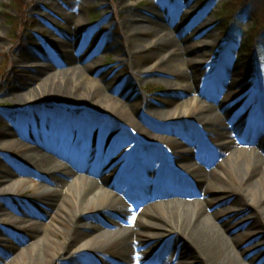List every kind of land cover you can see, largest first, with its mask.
Wrapping results in <instances>:
<instances>
[{"label": "bare ground", "instance_id": "obj_1", "mask_svg": "<svg viewBox=\"0 0 264 264\" xmlns=\"http://www.w3.org/2000/svg\"><path fill=\"white\" fill-rule=\"evenodd\" d=\"M41 1L43 0H38ZM74 17L79 18L80 15L74 13L67 15L68 20L71 21ZM44 22L49 23V20L46 19ZM80 24L81 20L78 21V26ZM124 28L127 42L125 53L132 56L142 55L140 61L136 63L138 67L142 65L141 68L144 67L146 71L152 70L155 74L162 75L169 85L189 93L205 91L201 88L205 85L202 77L192 87L186 81L188 76L184 72V67L190 66L192 62L201 63L204 58L193 55L188 42L175 35L176 32L164 23L163 16L155 7L149 8L147 13L130 16L125 21ZM63 37L66 40H63ZM205 40L207 43L214 41L213 36ZM102 46H106L103 38L93 32L78 37L73 27L65 31L45 54L48 58L56 55L57 61L53 63L46 61L43 62L44 65L41 64L42 62L24 64L23 62L32 56L31 53H23L14 58V62L18 65L42 66L30 70L33 86L18 94H12L11 98L23 102L20 105H26L27 109L21 111L28 114L20 116L13 127L0 136V143L5 147L18 149L20 153L17 158L27 169L36 171L46 181L60 185L63 193L61 196L56 195L55 198L53 195L50 196L54 191L46 181L40 183L38 187L40 194L50 196L45 199L52 200L50 209L53 208V212H64L74 225L82 214L91 208L90 206L96 204L97 206L94 207L100 219L99 224L89 221L81 224L86 226V229L78 227L68 232L65 239L67 242L61 241L63 247L57 246L54 240L58 241V239L47 233L43 232L40 237L38 235L39 241L29 245H37V256L33 261L47 263L49 257L55 260L57 254L51 250V247L63 254L67 251V247L69 249L70 244L76 243L80 249L101 248L105 252L108 248L118 247V256L107 262L103 261L102 264H165L163 260L158 259L161 252L159 249L152 255L146 253L148 250L154 251L164 242L176 246L180 251L178 261L174 264H193L195 261L185 256L182 250L185 244L196 251L202 264H264V258L262 260L252 258L250 263L244 260L233 247L235 237L238 236L231 235L233 230L229 229V226L234 224L238 225V229L253 228L259 223L258 215L264 217V136H255L256 147L242 144L239 139V135L244 137V134H249L251 129L257 135V130L260 128V125L254 128L258 125L257 122L238 120L234 124L228 123L227 121L230 120L228 116L224 117L217 108L206 105L195 97H193L194 101L200 105L194 113H188L191 109L187 106L178 110L180 106L178 101L174 100H168L163 106L148 102L146 106L152 107L151 114L156 118L168 119L172 122L188 113L192 123V131L189 132L192 134L191 137L206 140V143L203 139L197 140V143L204 142V145L202 152L199 150L195 162L188 161L189 154L180 158L178 149L181 148V144L174 142L176 146L174 148L171 145L174 151H171L170 156H174L177 162H184L181 169L176 166L175 175H178L187 187L197 186V189L193 192L194 197L190 199L180 196H170L167 199H164V196L160 197L161 201L154 202L161 211L158 215L152 212L148 214L153 203H146L148 209L144 208L145 213L132 214L126 221L115 220L116 212L114 215L110 214L115 208L118 213L125 212V204L126 201L131 200L130 196L138 199L142 193H146L139 199H153L151 186H147L148 182L142 178L145 173L140 174L131 195H128L121 186L115 187L116 192L109 188L107 179L100 176L101 174L99 178L86 176L87 174H75L74 169L84 166L81 163L76 165L78 162L76 159L81 156L97 157L104 164L117 166L118 163L114 161L119 158L111 160L110 153L119 156L124 164L128 159H132L135 163L159 155L160 152L154 149L148 154L137 151L140 145L134 149L133 141L128 149L125 138L118 129L112 128L108 116L113 115L119 119L116 123L120 126L134 130L137 141L140 142L142 140L138 137L146 135L149 136L150 141L165 142L171 136V133H166L173 129V127H170L171 130L166 129L165 134L158 133L134 117L131 111V107H136L133 97L134 88H130L127 81L124 83L127 85L125 89L116 86L112 81L119 78V69L127 64L128 60L124 57L119 56L118 62L111 67L113 73L107 72L94 77L92 71L97 60L94 58L90 62L88 58ZM64 47H68V50L62 51ZM119 51H124L123 47H120ZM249 64L256 67L257 59L251 58ZM20 70L24 69L20 68ZM252 76L253 74L250 75ZM216 84L210 85L209 89L217 91L230 88L229 84H220V86ZM49 106L54 109H46ZM63 106L70 108V112L61 108ZM87 113H92L94 116ZM250 113L243 111L242 115L248 119ZM99 117L108 120L103 121ZM25 126H28L29 130ZM16 134H21L26 140L18 141ZM211 139L217 140L213 142H216L215 148L220 154L219 161L212 166L210 163L207 164L211 155L215 153L213 144L207 142ZM257 147H260V150ZM62 148L65 149L62 151ZM63 152L70 156L71 165L64 166L55 159V153L63 154ZM243 153L246 156L241 158L240 154ZM23 168L19 164L4 167V175L0 177V193H14L19 187L28 184V178L20 177L25 172ZM85 169L91 171L88 166ZM94 171L98 170L95 168ZM197 197L205 198L200 200ZM103 198L107 201L103 202ZM67 200H70L73 207H69ZM220 200L222 203H230L227 207L230 213L222 220L216 210H210L214 203ZM10 213L8 208L0 206V230L13 232L6 223H2L3 218L11 216ZM26 217L28 216L15 217L17 221L15 227L31 221L29 218L24 219ZM136 226H141L142 232L136 231ZM0 236H3V233H0ZM142 238L147 240L146 244L140 243L144 241ZM114 243H118V246ZM19 246L18 244L16 247ZM23 251L20 250V255ZM143 256L150 257L142 263L135 259ZM164 257L167 258L166 255ZM33 261H25L24 264H33ZM70 264L76 263L70 260Z\"/></svg>", "mask_w": 264, "mask_h": 264}, {"label": "rangeland", "instance_id": "obj_2", "mask_svg": "<svg viewBox=\"0 0 264 264\" xmlns=\"http://www.w3.org/2000/svg\"><path fill=\"white\" fill-rule=\"evenodd\" d=\"M247 2H250V0H214L211 3L202 0H43L41 2H38V0H0V136H3L6 130L13 127L20 116L28 114V112L21 111L27 109L26 105H20L23 102L11 97L12 94H18L22 90L25 91L33 86L32 71L30 70L39 69L42 66L18 65L14 62V58L23 53H31L32 56L27 60L28 62H23L24 64H39L42 62L41 64L44 65L43 62L46 61L53 63V61L58 60V57L54 55L48 58L45 54L49 52L50 47L54 46L56 40L62 34L64 35L65 31L74 27L78 37H84L86 34L93 32L106 41L105 47H100L88 58L90 62L94 58L97 60L92 71L94 77L107 72L113 73L111 67L118 62L119 56L124 57L128 62L119 69V78L112 81L116 86L124 89L127 86L124 83L127 81L129 87L134 88L135 94L133 97L135 98L136 107H131L134 117L149 129H153L158 133L165 134L166 129L171 130L170 127H173V129L166 133H171V136H169V139H165V142L150 141L147 135L139 136L138 138L142 140L140 142L137 141L134 130L120 126L116 123L119 119L113 117V115L108 116L112 128L118 129L122 137L125 138L128 149L133 141L134 149H137L140 145L137 151L148 154L152 153L151 151L154 149L160 152L159 155L151 159H141L135 161V163L132 159H128V162L124 164L119 156L110 153L109 158L111 160L119 158L114 161L118 163L117 166L104 164L97 157L86 158L81 156L76 159L78 160L76 165L81 163L84 166L74 169L75 174H87L86 176L98 178L102 176L107 179L108 185H110L109 188L111 187L114 190L116 186H121L128 195H131L130 193L136 181L139 180L140 174L145 173L142 178L148 182L147 186H151L153 199H139L146 193H142L138 199L130 196L131 200L126 201L127 204H125V212L118 213L116 208L110 212L112 215L116 212L117 218L114 217L115 220L119 221H126L132 214L145 213V209H148L146 203H153L148 210V214L152 212L158 215L161 211L154 205V202L161 201L162 198L160 197L163 196L164 199L170 198V196L193 198L195 195L193 192H196L197 186L187 187L181 181V178L174 173L176 166L181 169L184 162H177L174 156H170L171 151L173 152V148L176 147L174 142L181 144V148L178 149L181 154L180 158L187 154L190 155L187 157L189 162L197 161L199 150L201 152L203 150L202 145H204V142L197 143V140L203 138L193 139L192 134L189 133L192 131V123L188 113H194L200 105L194 101L193 97L201 99L206 105L217 108L224 117L228 116L230 118L227 121L228 123L234 124L238 120L257 122L258 125L254 126V128H257L260 125L257 135L252 129L249 134H244V137L239 135L242 144L256 147L255 136H264V7L260 6L255 10L246 9L244 13H241L243 12L241 9L238 10L237 13L241 11V14L239 13L236 20L234 34L229 39L222 37L224 35L221 31L219 18V9L223 7L222 4L231 9L230 6L238 4L240 8ZM261 2L264 4V0H261ZM151 7H155L157 12L161 13L164 23L176 32L175 35L178 38L188 42L195 57L204 58L201 63L192 62L190 66L184 67V72L188 76L186 81L192 87L197 84L196 81L199 78L204 79L206 86L201 87L205 90L202 93H189L176 86L169 85L162 75L155 74L152 70L146 71L144 67L141 68V64L138 67L136 63L140 61L141 54L132 56L125 53L127 46L125 21L130 16L147 13ZM68 13L79 14L80 17H74L71 21L67 18ZM46 19L49 20V23L44 22ZM80 20L81 24L78 26ZM255 22L259 23L261 27L250 33V29ZM209 36H213L214 41L207 43L205 38H209ZM62 39L66 40L64 37ZM250 41L252 42L250 43ZM245 43L254 45L253 52L255 55H259L256 65L257 70L252 77H250L249 71L244 66L241 58L245 51ZM120 47H123L124 51H119ZM65 50H68V47L62 48V51ZM20 68L24 70H20ZM215 83L219 86L220 84H229L230 88L217 91L209 89L210 85ZM168 100L178 101V106H180L178 110L183 106H187L191 110L185 113L183 117L171 122L168 119L154 117L151 114L152 107L146 106L148 102L163 106ZM65 107L61 108L70 112L71 109ZM46 109H54V107L50 106ZM178 110L176 113L179 116ZM243 111L251 112L248 119L243 117L245 116L242 115ZM87 114L94 116L92 113ZM74 116H76L75 113ZM101 120L107 121L108 119L101 118ZM25 128L29 130L28 126H25ZM15 137L18 141L25 139L21 134H16ZM128 140L129 143H127ZM204 141L206 143V140ZM213 141L217 142L215 139L207 140V142L213 144L215 149V153L211 155L209 162L207 161V164L210 163L211 166L215 165L220 159V154L215 148L216 142ZM257 148L260 150V147ZM63 149L65 148H62V151ZM19 153L18 149L5 147L0 143V177L4 175L6 165L16 164L18 166L19 164L22 168L24 167L23 171H25L23 175L19 176L29 179L27 185L19 187L14 193H0V206L8 208L11 212V216L3 218L2 223H6L10 229H13V232H10V230L5 231V229L0 230V233H3V236H0V264H24L25 261L35 260L37 245H29L34 241L38 242V235L40 237L43 232L57 238L58 241H55V239L54 243L59 247H63L68 232L74 231L78 227L86 229V226L81 224L89 221L95 224H99L100 221L97 217L96 207H94L97 206L96 204L90 206L91 208L84 212L74 225L64 212H53V208L50 209L52 200H46V197L61 196L63 189L59 184L46 181L36 171L27 169L18 160ZM245 156L244 153L240 154L241 158ZM54 157L64 166L70 164L68 161L70 156L65 155L64 152L63 154L55 153ZM86 165L91 171L85 169L87 168ZM95 168L98 170L97 172L94 171ZM99 174L101 175L99 176ZM45 181L54 191L50 193V196L38 192L39 184ZM114 191L116 192V190ZM204 198L197 197L200 200ZM102 200L103 202L107 201L106 198ZM67 203H69V207L72 206L70 200H67ZM229 204L222 203L220 200L215 202L210 210H216L222 220L230 213L229 208H227ZM18 215H26L28 217L24 219L29 218L31 221L15 227V223H17L15 217L17 218ZM258 216L259 223L253 228L241 227L238 229V225L235 224L229 226V229L233 230L231 235L238 236L235 237L233 242L234 249L249 263L252 262V258L260 260L264 258V217L260 214ZM236 228L237 230H235ZM135 230L142 232V227L136 226ZM142 239L144 241L140 243L146 244L147 240ZM18 244L20 249L16 247ZM114 245L118 246V243H114ZM182 247H184L182 250L185 256L188 259L195 260L193 264H202L196 251L190 245L185 244ZM22 249L24 251L20 255ZM158 249L161 251L158 259L163 260L165 264H174L178 261L180 251L177 250L176 246L168 243L162 242L154 251L148 250L150 252L147 251L146 253L152 255ZM51 250L57 254L55 260L49 257L47 263L33 261V264H70V260L76 264H102L103 261L107 262L118 256V247L108 248L105 252L101 248L80 249L76 243L70 244L69 249L67 247V251L63 254L53 247H51ZM149 257L134 258L142 263L147 261ZM156 257L154 256V258Z\"/></svg>", "mask_w": 264, "mask_h": 264}, {"label": "trees", "instance_id": "obj_3", "mask_svg": "<svg viewBox=\"0 0 264 264\" xmlns=\"http://www.w3.org/2000/svg\"><path fill=\"white\" fill-rule=\"evenodd\" d=\"M202 1L207 2L209 0H202ZM221 6L223 7L219 9V13H220L219 18L221 22L220 25L223 31V35L226 37V36H232V34L234 33L236 20L238 19V15L241 11L245 12L246 9L255 10L256 8H259L260 6L264 7V4L263 2H261V0H250V2H247L246 4H244V6H241L240 8L238 7V4H235L234 6H230L231 9H229L225 4L224 5L222 4ZM240 9L241 11L237 13L238 10ZM256 22L251 27L250 33H253L256 29L261 27V25H259V23H256ZM251 42L252 41H250V43ZM245 50L246 52L244 53V60L247 64H249L250 59L253 57V56H250L249 54L254 53L253 52L254 45L245 43Z\"/></svg>", "mask_w": 264, "mask_h": 264}]
</instances>
